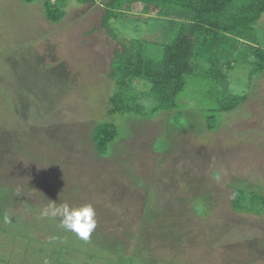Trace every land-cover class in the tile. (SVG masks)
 I'll list each match as a JSON object with an SVG mask.
<instances>
[{
	"label": "rangeland",
	"instance_id": "374dc122",
	"mask_svg": "<svg viewBox=\"0 0 264 264\" xmlns=\"http://www.w3.org/2000/svg\"><path fill=\"white\" fill-rule=\"evenodd\" d=\"M43 1L0 0V264H264V71L250 76L251 43L223 61L222 82L194 79L175 109L151 113L150 84L136 80L142 111L110 114L116 51L141 38L162 57L167 19L133 2L112 20L114 38L108 0H51L66 12L56 22ZM252 27L264 48V13ZM231 95L247 99L207 111ZM100 122L118 127L103 154ZM236 189L247 203L258 195L261 212L235 209ZM50 202L92 203L89 240L40 217Z\"/></svg>",
	"mask_w": 264,
	"mask_h": 264
},
{
	"label": "trees",
	"instance_id": "16d2710c",
	"mask_svg": "<svg viewBox=\"0 0 264 264\" xmlns=\"http://www.w3.org/2000/svg\"><path fill=\"white\" fill-rule=\"evenodd\" d=\"M62 1L66 3V0ZM133 2L144 3L147 13L152 6L159 7V15L168 21L171 37L163 43V55L160 58L153 56L148 40L131 38L123 41L122 50L116 51L112 62L111 75L116 82V89L109 99L110 114L142 111L143 104L135 100L132 94L136 80L150 84V93L157 101L151 113L175 109L179 106L180 95L194 79L201 77L216 81V84L222 82L226 77L221 67L223 61L226 59L231 66L232 62L242 60L239 47L244 42L251 43L250 52L255 58L251 63L250 76L264 71V48L251 33L252 25L264 13V0H251L240 5L235 4L236 0L103 1V26L114 38H118V35L114 33L112 20L118 18ZM43 7L49 21H59L66 13L65 8L56 6L51 0H44ZM202 67L205 70L200 72ZM211 91L214 92V89ZM246 99L247 95H231L227 101H221L207 111L215 114L229 111ZM216 118L214 114L206 115L205 120L210 129L214 128ZM117 135V124L97 123L92 131L96 151L105 153ZM257 196L251 197L256 199ZM242 197V190L236 189L233 196L235 209L261 212L255 208L257 200L247 203Z\"/></svg>",
	"mask_w": 264,
	"mask_h": 264
},
{
	"label": "clouds",
	"instance_id": "9594fccd",
	"mask_svg": "<svg viewBox=\"0 0 264 264\" xmlns=\"http://www.w3.org/2000/svg\"><path fill=\"white\" fill-rule=\"evenodd\" d=\"M40 217H59V227L76 234L84 241L89 240L91 234L97 227V213L92 203H85L78 206H72L68 203L57 205L50 202L40 211ZM4 222L9 223V217L4 216ZM55 238V237H53ZM45 264L47 261L45 260Z\"/></svg>",
	"mask_w": 264,
	"mask_h": 264
}]
</instances>
